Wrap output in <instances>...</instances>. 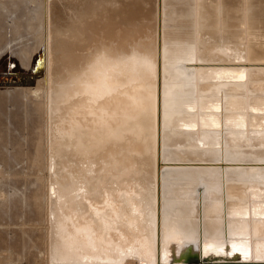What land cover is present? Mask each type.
<instances>
[{
  "label": "bare ground",
  "instance_id": "bare-ground-1",
  "mask_svg": "<svg viewBox=\"0 0 264 264\" xmlns=\"http://www.w3.org/2000/svg\"><path fill=\"white\" fill-rule=\"evenodd\" d=\"M54 19L58 198L47 195L54 259L109 258L89 251V241L99 242L74 232L67 219L82 226L81 216L95 214L114 226L97 201L105 197L117 209L119 193L141 213L135 196L146 199L154 216L160 181L173 238L197 237L207 219L209 227L216 219L219 232L231 219L248 222L237 232L244 237L252 220L253 234L263 232L264 209L252 207L264 202V140L249 139L264 137V0H58ZM202 27L211 42L204 48ZM220 33L236 47L217 48ZM252 170L256 179L246 178ZM126 216L141 228L135 215ZM251 240L262 250L263 242ZM76 249L91 253L76 256ZM114 260L142 264L133 255Z\"/></svg>",
  "mask_w": 264,
  "mask_h": 264
},
{
  "label": "rangeland",
  "instance_id": "rangeland-1",
  "mask_svg": "<svg viewBox=\"0 0 264 264\" xmlns=\"http://www.w3.org/2000/svg\"><path fill=\"white\" fill-rule=\"evenodd\" d=\"M57 3L0 0V264H51L47 195L56 170L50 63Z\"/></svg>",
  "mask_w": 264,
  "mask_h": 264
},
{
  "label": "water",
  "instance_id": "water-1",
  "mask_svg": "<svg viewBox=\"0 0 264 264\" xmlns=\"http://www.w3.org/2000/svg\"><path fill=\"white\" fill-rule=\"evenodd\" d=\"M260 139L264 140V137L259 138L255 136L252 137V139L250 138L249 141L251 142L252 140L255 141ZM160 161L164 162L167 160H165L161 156ZM252 172L253 174L249 175V177L246 178L256 179L254 177H257V173L254 170H252ZM161 182L162 181L159 182L158 214L156 200L154 216L152 214H149L146 199H140L137 195L135 196V199H139L138 202L142 205L143 212L141 213L134 210L133 204H130L126 199H124V194L119 193V195H117V197L119 198V205H115L117 209L113 208L112 205L105 203V197L97 201L98 204L106 205L105 217L108 218L110 222L115 224L114 226H112V224H105L103 220L95 214H92L90 216L88 215V213H85L86 216H81V219L79 221H77V216L72 215L73 218H75V220L82 226L87 223L86 219L90 218L91 225L87 228L88 231H86V229L82 226L73 225L72 220L69 218L67 219L68 224L73 227L74 232H77V234L81 235L84 238H86L88 235L87 233H89L90 238H94L95 241L99 242L100 247L98 245H95L94 242L89 241V251L94 252L95 255L102 256L103 258H105L106 255L109 256V258L103 260H100L98 257L97 259L94 257H91V259L88 258L90 262L94 259L100 262L99 264H113L116 261L114 259H116L119 255H133L138 259V261L142 262V264H264L263 251H257L256 248H253V241L251 240L259 239V242L261 241L264 243V223H260L258 225L260 227L259 230L263 232L253 234L254 224L252 220L250 232V235L252 237L249 239V233L245 235V240L248 241V246L246 248H242L239 246L238 248H236L234 253H232V255H223L216 253L217 250L213 249L209 243L204 241V239H202L201 242H199V240L197 239L189 241L187 243L185 242L186 238H173L170 235L169 230H167L170 226V223L166 220L163 208L164 201L161 196ZM57 186L58 184H56L55 182L51 183V193H54V189ZM53 197L55 199L58 198L57 192L53 194ZM253 204L252 205L255 207L252 208H254L255 210L257 208L258 210L264 209V206L259 207V204H264V202L257 201ZM126 213L135 215L138 220V225L141 228H138L133 223L129 222ZM50 216L52 218V215ZM149 217L154 219V221L148 222ZM251 217H254L252 212ZM176 224H182V221H179ZM177 226L180 227V225ZM243 227L249 228L248 222L244 223ZM122 229L126 230V233H122ZM176 233L180 235L182 234L181 231H177ZM100 237H102V239ZM189 240H191V238H189ZM199 246H201V249L199 248ZM121 248H123V250L128 253L125 254L121 250ZM84 251L85 250L76 249L75 255L79 256L82 253L80 256L83 257L87 255L85 253H88V255H90L91 253ZM54 257L59 258L58 254L54 255V251L51 250L49 254L50 263L65 264L72 261H65L63 259L55 260Z\"/></svg>",
  "mask_w": 264,
  "mask_h": 264
},
{
  "label": "crops",
  "instance_id": "crops-1",
  "mask_svg": "<svg viewBox=\"0 0 264 264\" xmlns=\"http://www.w3.org/2000/svg\"><path fill=\"white\" fill-rule=\"evenodd\" d=\"M203 15H205V13L202 14L201 12H196L195 14H193V16H195V17H202ZM232 15L233 14L231 12H227V13H223L222 12L221 17H223V16L224 17L232 16ZM229 22H232V20L230 19ZM200 23H202V22L200 21ZM203 28L204 27L200 28V30L198 31V34H199L198 44L204 48L207 45H210L211 42L208 40V36L207 37L203 36V34L205 32V30ZM223 36H224V34L220 33L221 43L220 44L218 43L219 46H217V48L220 47L221 49H228L229 50L231 48H235L236 47L237 43H232L228 39L227 40H223L224 39ZM222 42H224V43H222ZM227 54L222 53L221 56H225ZM229 54L232 55L231 52ZM199 174H202V173H199ZM209 224H212V222L209 221L208 219L205 222L201 223V230L199 231V235L197 237H190L191 240H189V238H186L185 242L188 243L189 241H193V240H197V239L199 240V242H201L202 239H204V241L209 243L210 246L213 249L217 250L216 253L223 254V255H232L231 253H234L233 251H235L236 248H238L239 246L242 247V248L243 247L246 248L248 246V241L245 240L246 236L244 237L243 235H240V234L237 233V232L240 231L238 229L239 228L241 229V227H243L244 223L239 224L238 222L236 223V221L232 220V219L229 220V222L225 221L224 222V226L226 228V232L225 233L222 232V231L219 232L220 227H219V224L216 221V219L213 220V226H215V227H213V226H212L213 228L209 227V226H211ZM227 229H229V230L227 231ZM203 236H204V238H203ZM250 237H252V236H249V239H250ZM246 241H247V244H246ZM232 245H233V247H232ZM260 247L262 248V250H264V245L263 244L262 245L260 244L259 248ZM199 248L201 249V246H199Z\"/></svg>",
  "mask_w": 264,
  "mask_h": 264
}]
</instances>
